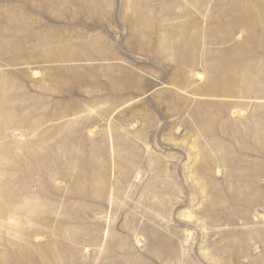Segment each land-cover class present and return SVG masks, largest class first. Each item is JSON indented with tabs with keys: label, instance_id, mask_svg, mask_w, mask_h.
Listing matches in <instances>:
<instances>
[{
	"label": "rangeland",
	"instance_id": "rangeland-1",
	"mask_svg": "<svg viewBox=\"0 0 264 264\" xmlns=\"http://www.w3.org/2000/svg\"><path fill=\"white\" fill-rule=\"evenodd\" d=\"M237 1L0 0V264H264V0Z\"/></svg>",
	"mask_w": 264,
	"mask_h": 264
},
{
	"label": "bare ground",
	"instance_id": "bare-ground-1",
	"mask_svg": "<svg viewBox=\"0 0 264 264\" xmlns=\"http://www.w3.org/2000/svg\"><path fill=\"white\" fill-rule=\"evenodd\" d=\"M241 1V0H240ZM240 1H237V2H234V3H232L231 5H230V9L231 10H235V13L234 14H237V18H239V23H245V24H251L252 22H255L256 21V19H257V15H252V9L251 8H253V6H252V4H251V0H245V1H243V2H245V3H241ZM255 4V3H254ZM255 6V5H254ZM255 9V8H254ZM233 14V13H232ZM254 14H256V13H254ZM257 20H259V17H258V19ZM233 24V23H232ZM236 27V26H235ZM229 50V49H228ZM227 50V51H228ZM232 49H230V51H231ZM226 51V52H227ZM183 58V57H182ZM186 62V61H185ZM233 67V66H232ZM229 69V68H228ZM217 70V69H216ZM235 71V70H234ZM219 72V71H218ZM7 184V183H6ZM5 184V185H6ZM2 187V186H1ZM5 188V187H4ZM2 194H0V196H1ZM9 195V194H8ZM5 198V197H4ZM10 198V197H9ZM6 200V199H5ZM7 201V200H6ZM11 201V200H10ZM27 202V201H26ZM38 203V202H37ZM39 204V203H38ZM41 205V204H40ZM1 206H3V205H1ZM4 207V206H3ZM2 207V208H3ZM14 209V208H13ZM1 210V209H0ZM3 210H4V208H3ZM18 210V209H17ZM5 211V210H4ZM52 212H53V210H52ZM0 213H2V211L0 212ZM219 215V214H218ZM19 223V222H18ZM83 236V235H82ZM9 240V239H8ZM20 245V244H19ZM45 247V246H44ZM21 250V249H20ZM27 257V256H26ZM3 258V257H2ZM1 259V258H0ZM144 261V260H143Z\"/></svg>",
	"mask_w": 264,
	"mask_h": 264
}]
</instances>
